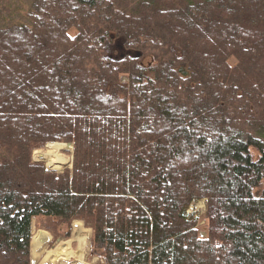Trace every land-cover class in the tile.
I'll return each instance as SVG.
<instances>
[{
	"label": "trees",
	"instance_id": "1",
	"mask_svg": "<svg viewBox=\"0 0 264 264\" xmlns=\"http://www.w3.org/2000/svg\"><path fill=\"white\" fill-rule=\"evenodd\" d=\"M26 1L0 29V264L81 218L104 264H264V0ZM49 143L72 171L33 161Z\"/></svg>",
	"mask_w": 264,
	"mask_h": 264
},
{
	"label": "rangeland",
	"instance_id": "2",
	"mask_svg": "<svg viewBox=\"0 0 264 264\" xmlns=\"http://www.w3.org/2000/svg\"><path fill=\"white\" fill-rule=\"evenodd\" d=\"M137 2L140 0H131ZM6 13L0 16V29L10 28L12 26H23L30 25V6L26 0H11L6 4ZM146 58L143 60L145 66L154 65L155 58L159 54L156 51H147L144 53ZM137 55V54H134ZM139 56V55H137ZM231 67H236L237 62L234 59H231L229 62ZM123 83L128 82V78L123 76L121 78ZM52 145H63L61 150H58V153L63 157L67 162L65 165H62L59 169L50 168L45 162H41L36 159V153L47 151V147ZM73 153L74 146L72 144L66 143H49L44 148L36 150L33 153V161L36 163H42L46 166L48 170L55 171L57 173H63L65 170L72 171L73 169ZM260 192H264V183ZM189 213H193L197 216L198 219V232L202 238L207 237V225L205 221L206 214V201H201L192 205ZM81 220V221H77ZM86 222V225L84 222ZM81 225L85 232L89 233L87 240V245L84 248L83 260L79 261L78 258L69 260L68 262H61L57 264H104V261L101 258V254L91 247V240L93 237V231L89 226V223L85 219H75L70 224L66 225L61 223L56 219H40L34 221L33 225V240L31 242V264H43V260L46 257L47 253L50 251H55L62 244L71 243V248L74 252L79 250L78 236L75 232V227ZM34 250L39 251V258L34 259L32 255Z\"/></svg>",
	"mask_w": 264,
	"mask_h": 264
},
{
	"label": "bare ground",
	"instance_id": "3",
	"mask_svg": "<svg viewBox=\"0 0 264 264\" xmlns=\"http://www.w3.org/2000/svg\"><path fill=\"white\" fill-rule=\"evenodd\" d=\"M63 145H52L47 147V151L36 153V159L45 162L50 168L59 169L62 165L66 164V160L61 157L58 150H61ZM75 232L78 236L79 250L74 252L71 248V243L62 244L55 251H50L47 253L43 260V264H57L61 262H68L71 259L78 258L79 261L83 260L84 248L87 245V240L89 233L85 232L81 225L75 227ZM39 251L34 250V259H38Z\"/></svg>",
	"mask_w": 264,
	"mask_h": 264
}]
</instances>
